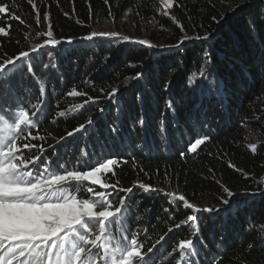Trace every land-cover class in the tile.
<instances>
[{
    "label": "trees",
    "instance_id": "trees-1",
    "mask_svg": "<svg viewBox=\"0 0 264 264\" xmlns=\"http://www.w3.org/2000/svg\"><path fill=\"white\" fill-rule=\"evenodd\" d=\"M243 1V6L235 8L239 0H174L167 10L170 15L164 16L157 0H34L41 19L37 25L36 10L28 0H0L12 6L8 13H0V26L10 31V36H0V63L43 43L47 37L36 33L46 32L49 22L54 37L64 41L38 56L31 65L33 74L25 61L24 71L12 79L10 88L0 83V105L31 107L40 97L33 75L42 80L47 91L46 116L33 134L45 139L31 143L46 150L45 159L52 153L49 146L55 145L51 159L69 161L75 167L117 159L116 174L105 178L110 183L119 181L118 188L136 185L129 196L128 226L132 231L147 229L140 237L146 239V247H152L169 227L173 231L161 242L166 246L157 245L161 253L172 252L180 239L190 238V229H176L174 224L186 220L192 211L170 206L167 192L177 191L197 207L221 209L228 207L221 203V197L226 198L222 186L235 194L228 216L202 214L201 235L194 240L199 246L194 264H264V244L252 229L264 220V97L259 95L264 94V22L256 20L250 27L264 2L252 6L251 0ZM45 13L48 21L43 19ZM126 13L137 26L142 24V32L134 35L157 45L155 50L127 42L107 47L101 39L80 42L103 21L118 22ZM171 16L184 32L171 22ZM185 32L192 37L212 35L207 41L193 39L178 48L169 47L177 45ZM69 38L72 44L66 42ZM49 51L56 57L54 62ZM206 54L212 58L207 66ZM202 67L206 78L199 75ZM138 72L144 73L142 79H128ZM73 87L87 95L68 96ZM113 87L119 89L118 105L106 98ZM88 97L96 102L85 104ZM169 99L174 110L166 106ZM77 105L84 107L77 109ZM100 108L105 109L102 114ZM59 111H65L66 117L60 118ZM89 116L95 124L87 133L67 137ZM205 134L210 140L196 153H187L190 143ZM253 143L258 145L256 154L248 147ZM78 159L90 160V165H77ZM139 183L160 191L144 192ZM124 195L114 194L115 201ZM158 264H175V260L165 258Z\"/></svg>",
    "mask_w": 264,
    "mask_h": 264
},
{
    "label": "snow or ice",
    "instance_id": "snow-or-ice-1",
    "mask_svg": "<svg viewBox=\"0 0 264 264\" xmlns=\"http://www.w3.org/2000/svg\"><path fill=\"white\" fill-rule=\"evenodd\" d=\"M105 2L107 3V0ZM28 3L36 10L35 19L36 24L39 25L41 19L37 4L34 0H28ZM173 4L174 0H159L158 6H162V15L169 16V11L165 10H171ZM11 7L8 4H0V13H8ZM238 7L239 4L235 6ZM13 19L20 17L13 16ZM43 19L48 21L47 13L44 14ZM170 19L182 32L185 31L175 16H171ZM221 19L224 17L222 16ZM213 20L217 24L220 23L215 17ZM256 20L264 22V9L251 21L250 27L255 25ZM36 35L46 36L47 39L43 43L35 44L29 51H22L14 58L4 59L0 63V83H5L10 88L12 79L24 71L25 61L29 73L33 74L31 65L38 56L43 55V51L48 46L58 48L64 42L54 37L50 22L46 32H38ZM211 35L206 32L203 36L192 37L185 32L177 45L169 47L178 48L193 39L207 41ZM0 36L8 37L10 31L0 26ZM97 39H120L142 48L146 47L148 50H155L158 47L145 39H131L128 36H120L117 32L105 31H92L89 35L80 38V42H93ZM66 42L72 44L74 41L69 38ZM48 55L52 58L53 52L49 51ZM55 55H59L58 50ZM153 55H156L155 51ZM206 56L205 66L212 63L211 56L207 54ZM47 67L48 65H45V68ZM52 67H55V63ZM143 75L144 73L138 72L135 77L128 79L139 81ZM199 75L206 78L205 68H201ZM33 79L39 86L40 97L31 104V107L24 108L18 105L16 109H12L0 105V264H158L165 258L174 259L175 264H194L199 254L198 242L194 243V240L198 241L201 235L199 221L202 219V214L228 216L231 212L232 197L235 194L222 186L226 198L222 196L221 203L228 207L221 209L197 207L177 191L167 192L170 206H182L183 209L192 211L186 220L174 224L176 229L181 227L190 229V238L180 239L178 246L172 252L161 253L157 245L166 246L161 242L173 231V228L169 227L167 233L161 235L152 247H146V239L142 240L140 237L141 232L146 233L147 229L132 231L128 226L131 218V201L128 194L133 192L136 185L126 189L118 188L119 181L110 183L105 178L108 173L113 176L116 174L114 168L118 164L117 159L109 158L98 162L96 166L86 168L75 167L70 166L69 161L60 163L59 159L55 161L51 159V155L56 153L55 145L49 146L52 148V153L45 159L46 150L31 143L37 139H45L44 136L34 135L33 130L40 127L42 119L46 116L47 105L44 99L47 94L44 82L35 75ZM118 91V88L113 87L106 94L107 100L118 105ZM67 95L80 97L87 94L73 87ZM89 101L96 102L92 97H88L84 103L88 104ZM166 106L169 110H174L171 99L166 101ZM83 107L84 105H77V109ZM104 110V108L99 109L101 114ZM71 111L76 114V110ZM58 116L64 118L66 112L59 111ZM139 123L143 128L145 124L143 117ZM94 124V118L89 116L86 124H80L73 132H68L67 137L87 133ZM113 131L118 132L119 129L114 128ZM67 137H61L60 140ZM209 140L210 136L206 134L196 138L187 147V153H196L200 146ZM248 147L253 154L257 153V144L253 143ZM24 150H27V154ZM184 155L185 153L182 152L181 156ZM76 164L90 165V160L78 159ZM138 186L144 192L157 191L143 183H139ZM120 192L125 195L120 196L117 202L114 194L119 195ZM81 193L85 195L82 196ZM164 211L168 213L169 209L166 208ZM251 247L250 245L249 251Z\"/></svg>",
    "mask_w": 264,
    "mask_h": 264
},
{
    "label": "rangeland",
    "instance_id": "rangeland-1",
    "mask_svg": "<svg viewBox=\"0 0 264 264\" xmlns=\"http://www.w3.org/2000/svg\"><path fill=\"white\" fill-rule=\"evenodd\" d=\"M158 3H159V0H157ZM261 2H264V0H251L250 4H252V6H256V5H259V3ZM247 3V2H246ZM245 4V2L243 0H239V5L240 6H243ZM167 11V10H165ZM238 14L235 13L234 16H236ZM138 24H136V21L132 20L131 17L129 16L128 13H126L121 19L120 21L118 22H114V21H103L102 23H100L98 25V28H97V32H100V31H105V32H117L120 34V36H128L130 37L131 39H141L140 37H138L137 35H134L135 34V31H138V32H142V28L140 25L137 26ZM47 39V38H46ZM102 41H106L104 44L108 47L109 44L111 43H120V42H125L123 40H120V39H101ZM129 43L130 45H135V46H138L134 43H130V42H127ZM56 60V57L53 56L51 61H55ZM203 87H205L206 85V82L203 83ZM207 86V85H206ZM192 87V85H191ZM200 91V89H199ZM201 92H199L200 94ZM262 93V92H261ZM261 97H264V94H259ZM264 102V101H263ZM248 134L250 135V138L254 137V134H252V132H249L248 131ZM139 187V186H138ZM160 190L157 189V191H154V192H159ZM166 195V194H165ZM130 196V194L128 195ZM167 196V195H166ZM127 198V197H126ZM223 209V208H222ZM212 216H215L214 214H211ZM223 216V215H222ZM253 231L255 233V235L259 238V241L264 244V220L263 221H257L256 224L253 226ZM259 242V243H260ZM218 247V245H217Z\"/></svg>",
    "mask_w": 264,
    "mask_h": 264
}]
</instances>
